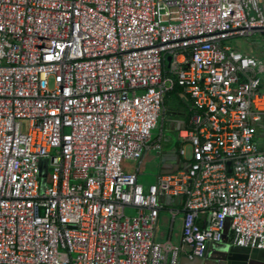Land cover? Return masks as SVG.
I'll use <instances>...</instances> for the list:
<instances>
[{
	"label": "built area",
	"instance_id": "2783aa9c",
	"mask_svg": "<svg viewBox=\"0 0 264 264\" xmlns=\"http://www.w3.org/2000/svg\"><path fill=\"white\" fill-rule=\"evenodd\" d=\"M262 32L263 0H0V264H179L227 219L264 250V63L230 45ZM177 86L181 168L146 188Z\"/></svg>",
	"mask_w": 264,
	"mask_h": 264
},
{
	"label": "crops",
	"instance_id": "0c3cea01",
	"mask_svg": "<svg viewBox=\"0 0 264 264\" xmlns=\"http://www.w3.org/2000/svg\"><path fill=\"white\" fill-rule=\"evenodd\" d=\"M261 37L263 36L261 35ZM261 37L257 36L254 37V39L252 38L253 52L248 55L255 56L264 63V37L263 40ZM165 105L168 106V110H165V106L161 118L167 127L169 135L166 136L164 133L162 134L163 151L161 153L155 151V153L159 156V161L157 163H149V161H147L148 164L146 165L147 167L149 166L148 171L151 172L150 174L152 177H145L146 174L144 172L142 173V170L139 172V182L146 188L156 183L161 175L177 172L181 168L182 158L177 151V145L180 146L178 132L186 128L188 124V99L184 95L174 96L168 98V102L167 104L165 103ZM188 147H186V150ZM149 152H147L144 156V158H146L145 161L148 159ZM145 161L142 163L143 166ZM129 169L128 171H132ZM162 200L166 206L161 212L159 218L158 228L161 229V236L162 238L164 237L167 240H171L177 245L181 244L184 220L182 200L178 197H163ZM159 241L161 240L159 239ZM230 241L231 240H229V242Z\"/></svg>",
	"mask_w": 264,
	"mask_h": 264
},
{
	"label": "water",
	"instance_id": "95a60500",
	"mask_svg": "<svg viewBox=\"0 0 264 264\" xmlns=\"http://www.w3.org/2000/svg\"><path fill=\"white\" fill-rule=\"evenodd\" d=\"M264 8V0H263ZM264 36V32L261 34ZM171 57L168 58V61ZM232 219H227L224 228V237L220 242H210L204 256L190 257L182 253L179 264H264V250L256 248L238 247L230 240ZM189 253L193 250L191 245H185Z\"/></svg>",
	"mask_w": 264,
	"mask_h": 264
},
{
	"label": "rangeland",
	"instance_id": "374dc122",
	"mask_svg": "<svg viewBox=\"0 0 264 264\" xmlns=\"http://www.w3.org/2000/svg\"><path fill=\"white\" fill-rule=\"evenodd\" d=\"M261 37V35H256V36H254V37ZM254 37H252L253 39H254ZM252 38H249V39H239V40H236V41H232L231 43H230V45L234 48V49H236V50H239V51H241V52H243V53H246V54H251L252 52H253V39ZM261 39L263 40V37H261ZM167 104V103H166ZM166 106V109L165 110H168L167 109V105H165ZM167 117H168V115H167ZM164 133V135H169V133L167 132V127H166V125H165V123H163V119L162 118H160V120H159V122H158V126H157V128L155 129V130H153V132H152V138H153V142L154 141H157V139L162 135ZM177 145V144H176ZM177 148H179L180 149V146L179 145H177ZM179 149L177 150V151H179ZM149 152V151H148ZM191 157V147H188L187 148V158H190ZM144 160H143V162L145 161V159L146 158H143ZM147 161H149V163H153V162H158L159 161V156H158V154L157 153H155V151L154 150H150V152H149V155H148V159L145 161V163H144V166L142 165L141 166V170H142V173L144 172L145 174H146V176L145 177H148V178H150V177H152L151 176V172H149L148 171V169H149V166L147 167V165L146 164H148V162ZM132 164H136V163H134V162H131L130 163V165H127V163L125 164V167H126V169L128 170L129 169V167H130V169L129 170H132ZM127 166H129V167H127ZM128 213H131L132 214V211H130V210H128ZM161 234H162V232H161V229L160 228H158V232H157V237H156V239H157V241H159V239L161 240V241H165V240H167L166 238H162V236H161ZM162 238V239H161Z\"/></svg>",
	"mask_w": 264,
	"mask_h": 264
},
{
	"label": "trees",
	"instance_id": "16d2710c",
	"mask_svg": "<svg viewBox=\"0 0 264 264\" xmlns=\"http://www.w3.org/2000/svg\"><path fill=\"white\" fill-rule=\"evenodd\" d=\"M246 54V53H245ZM183 92V89L180 86H177L174 90V92H171L168 94L167 99L165 101V103L168 102V98L174 97V96H178V94H181ZM181 147V146H180ZM179 149V148H178Z\"/></svg>",
	"mask_w": 264,
	"mask_h": 264
}]
</instances>
